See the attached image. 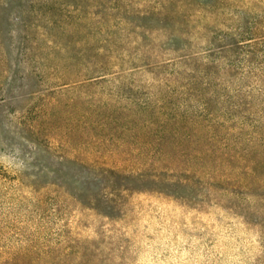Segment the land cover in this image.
<instances>
[{
    "label": "rangeland",
    "instance_id": "rangeland-1",
    "mask_svg": "<svg viewBox=\"0 0 264 264\" xmlns=\"http://www.w3.org/2000/svg\"><path fill=\"white\" fill-rule=\"evenodd\" d=\"M0 264H264V0H0Z\"/></svg>",
    "mask_w": 264,
    "mask_h": 264
}]
</instances>
